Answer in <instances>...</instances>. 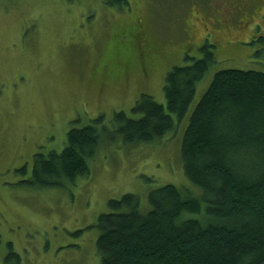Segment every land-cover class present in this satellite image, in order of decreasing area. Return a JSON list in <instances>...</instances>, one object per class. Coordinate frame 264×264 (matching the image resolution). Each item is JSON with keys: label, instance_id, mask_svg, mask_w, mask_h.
<instances>
[{"label": "rangeland", "instance_id": "1", "mask_svg": "<svg viewBox=\"0 0 264 264\" xmlns=\"http://www.w3.org/2000/svg\"><path fill=\"white\" fill-rule=\"evenodd\" d=\"M262 36L264 0H0V264H100L95 222L110 199L131 192L145 207L152 188L185 184L180 133L104 139L88 175L61 185L29 182L33 154L62 150L73 126L134 114L141 93L165 103L166 72L203 46L215 61L192 104L218 69L264 70Z\"/></svg>", "mask_w": 264, "mask_h": 264}, {"label": "trees", "instance_id": "2", "mask_svg": "<svg viewBox=\"0 0 264 264\" xmlns=\"http://www.w3.org/2000/svg\"><path fill=\"white\" fill-rule=\"evenodd\" d=\"M202 51L166 72L165 103L141 93L134 114L73 126L62 150L33 154L29 182L61 185L88 175L104 139L138 144L180 133L185 184L152 188L145 207L131 192L110 199L95 222L100 264H264V70L218 69L192 104L215 61Z\"/></svg>", "mask_w": 264, "mask_h": 264}]
</instances>
